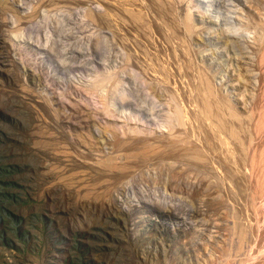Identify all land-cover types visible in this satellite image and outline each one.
<instances>
[{"label":"rangeland","instance_id":"374dc122","mask_svg":"<svg viewBox=\"0 0 264 264\" xmlns=\"http://www.w3.org/2000/svg\"><path fill=\"white\" fill-rule=\"evenodd\" d=\"M0 264H264V0H0Z\"/></svg>","mask_w":264,"mask_h":264}]
</instances>
